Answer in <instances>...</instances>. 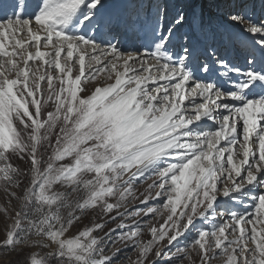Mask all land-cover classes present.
I'll use <instances>...</instances> for the list:
<instances>
[{
	"label": "snow or ice",
	"instance_id": "1",
	"mask_svg": "<svg viewBox=\"0 0 264 264\" xmlns=\"http://www.w3.org/2000/svg\"><path fill=\"white\" fill-rule=\"evenodd\" d=\"M251 7L224 17L240 67L203 28L178 38L184 14L166 26L157 0H0V264H116V242L131 264H264V15ZM114 26L145 42L122 50Z\"/></svg>",
	"mask_w": 264,
	"mask_h": 264
},
{
	"label": "rangeland",
	"instance_id": "2",
	"mask_svg": "<svg viewBox=\"0 0 264 264\" xmlns=\"http://www.w3.org/2000/svg\"><path fill=\"white\" fill-rule=\"evenodd\" d=\"M157 2H159L161 5H164V4L167 5V13L168 14L164 18V21H163L166 26L169 23V21L172 19V17L175 16L178 11L183 13L185 17H187L190 14V11H192L194 13V16L192 17V20H191V24L189 26L183 27L178 38L180 36H182L184 33H187L189 35H193V34L199 35V33H198V32H200L199 27L203 23L206 22V19H203V20L200 19L202 12L207 17L211 16V19L213 20L214 19L213 14L223 13L226 16L228 12L236 9V5L238 3L248 4L249 9L251 11H253L251 6L255 4V3H253L252 0H157ZM104 3L108 6V10H112V8H114V7L118 8L117 0H104ZM122 3H123V0H121L120 5ZM257 7L259 10L258 12H259V17H260L261 13H262V11H260V10H262V8H261V5H258V4H257ZM211 9H212L213 14H210ZM210 26H211L210 29H212L213 34L209 40H213V38H214V40L216 42V34L218 33L221 35L220 26L218 24H214V25H210ZM84 31L88 32V29L86 28V29H84ZM139 31H140V33L142 32L141 30H139ZM88 34L91 35L92 33L89 32ZM127 35H128V33H127ZM115 37L111 38L112 42L115 40ZM229 40L231 41V37H229ZM180 42H182V41H180ZM215 47H216V45H215ZM223 58H225V53H224ZM243 60L245 61V57ZM13 163L16 164L17 166L21 167V168H27L28 167L27 164H25L24 162H21L19 160H14ZM141 180L143 182L137 188V195H140V193L145 192L148 184L152 183L153 178H148V179L141 178ZM142 198L143 197H141V199ZM8 199H9V197L7 196L6 192L4 191V189L2 187H0V208H9ZM158 203L159 202L155 201V200L149 201V205H151V206H157ZM133 206L144 208V207H147L148 205H141V204H139V201H137L136 204ZM11 207L19 210L20 203L16 200H12ZM9 212L11 213V208H9ZM91 219H92V214L89 213L87 218L84 219L83 224L80 225V227H83L85 225H90ZM137 219L143 220V219H148V218L140 216ZM11 222H12L11 219H9L7 216H5L3 211H0V237H2L7 225L10 224ZM126 222L130 223V221H126ZM153 222L156 223L158 226L159 223H162L163 221H162V219H158L157 221H153ZM118 223L119 222L111 223L108 225V228L104 229L103 232H98L96 234L103 236L104 233L109 230V228H117ZM74 232H75V229H73V234H74ZM143 238L145 240H147L150 237L145 232ZM181 242H183V239H181ZM118 249H119V253H118L119 259L117 260L116 264H131V262L136 259L137 253L131 249V246L125 245L121 242H116L115 244H111L109 246V248L107 249V252L109 255H112L113 253H116ZM34 251L39 252L41 255H46L47 252L50 251V249L37 248V249H34ZM173 251H175V249H173ZM52 264H55V261H53ZM160 264H167V258H165L164 261L160 262ZM185 264H187V262H185ZM213 264H219V262L214 261Z\"/></svg>",
	"mask_w": 264,
	"mask_h": 264
},
{
	"label": "bare ground",
	"instance_id": "3",
	"mask_svg": "<svg viewBox=\"0 0 264 264\" xmlns=\"http://www.w3.org/2000/svg\"><path fill=\"white\" fill-rule=\"evenodd\" d=\"M120 2H121V0H117L118 8L122 7L123 3L120 5ZM253 2L256 4L255 8H254L255 15L257 17H259V12H258L259 10H258L257 4L261 5L260 0H253ZM113 9H117V7L112 8V10ZM260 11H262L261 15H264V9H262ZM210 14H213L212 9L210 10ZM223 15H224L223 13L213 14L214 19L212 20L211 16L207 17L202 12L200 19L201 20L206 19V22L203 23L199 27V29L201 30V28H203L204 31L207 33L208 43L212 44L214 42V44L216 45V48L218 50V53H217L218 57L223 58L224 53H225L224 59H227L230 63L235 64L237 66L245 67L246 65H245V61L243 59H244V57L247 56V48L244 44L237 41L231 35V30L228 29L224 24V16L225 15L224 16ZM193 16H194V13L192 11H190V14L187 17H185V22H184L183 26L178 31V34H177L178 36L180 35L183 27L189 26L191 24V20H192ZM214 24H218L220 26V30H221V35L218 33L216 34V42L214 39L209 40L213 34L212 29H210L211 28L210 25H214ZM105 32L107 33L108 30L106 29ZM127 33H128V35H127ZM198 33H199V35L201 34L200 32H198ZM112 37H115V40L113 42L111 41ZM229 37H231V41L229 40ZM105 38L110 40L112 43L117 44L118 47H120L122 50L131 52V51H133L134 48L140 47V45L145 42V33L143 31L140 33L139 30L136 32V31L127 30V29L120 27V26H114L111 29V34L106 35ZM100 39L101 38L98 37V40H100ZM175 43H176V41H174V44Z\"/></svg>",
	"mask_w": 264,
	"mask_h": 264
}]
</instances>
